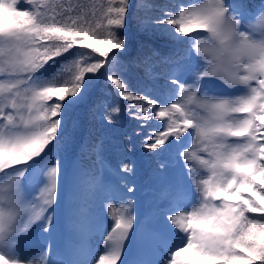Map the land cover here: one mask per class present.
Masks as SVG:
<instances>
[{
  "label": "snow or ice",
  "instance_id": "snow-or-ice-1",
  "mask_svg": "<svg viewBox=\"0 0 264 264\" xmlns=\"http://www.w3.org/2000/svg\"><path fill=\"white\" fill-rule=\"evenodd\" d=\"M56 7L51 0H0V174L7 175L0 183V264H195L186 252L204 264H264V4L250 12L243 0H201L154 20V31L174 41L200 37L173 61L168 100L135 93L114 72V50H127L120 32L135 7L130 0H107L95 19L73 7L54 15ZM74 48L65 70L56 58ZM101 77L129 102L124 109L104 103L101 123L116 129L127 116L136 122L133 136L142 137L139 145L125 137L111 188L75 168L69 176L62 166L68 125ZM236 87L244 91H226ZM141 150L163 161V173L156 172L173 177V193L187 194L147 218L129 198ZM62 176L68 218L87 191L101 246L58 261L50 245H39L40 259L28 260L25 241L56 229ZM40 184V195L29 199ZM134 243L153 258L130 261Z\"/></svg>",
  "mask_w": 264,
  "mask_h": 264
},
{
  "label": "trees",
  "instance_id": "trees-1",
  "mask_svg": "<svg viewBox=\"0 0 264 264\" xmlns=\"http://www.w3.org/2000/svg\"><path fill=\"white\" fill-rule=\"evenodd\" d=\"M51 2L57 5L54 15L56 13L63 15L69 7H73L82 8L87 13V18L95 19L99 16L101 6L106 4L107 0H51ZM130 2L135 7L132 10V15L128 18L127 32L123 30L120 32L126 38L127 50H114L117 53L114 72L125 78L130 90L135 93L145 94L147 91L152 98L168 100L173 87L170 76V71L174 67L173 61L185 55L186 50L190 48L192 37L197 39L200 37L192 33L188 37H180L179 41H174L167 35L154 31L153 21L165 18V11L175 14L181 6H191L201 0H130ZM243 2L249 6L250 12L264 4V0H243ZM93 12L96 13V17H92ZM160 27L173 28V26L164 25ZM203 35H207V33L204 32ZM78 51L79 49L74 48L70 50L72 56L64 53L65 60H61L60 57H57L56 60L66 70L70 67L71 60ZM192 52L194 53V49ZM242 92L243 90H240L239 94ZM104 103H116L122 109L127 108L129 104L122 97H116L110 91V82L101 77L94 85L88 105L78 110L76 119L68 125L62 163L70 164L86 174L99 177L104 185L111 188L114 185L110 177L113 175V170L121 164L123 149L126 146L125 137L136 139L137 145L142 137L135 138L133 136L136 122L127 116L122 118L121 126L116 129L101 123L99 113ZM159 126L160 122L153 125L157 128ZM135 159L139 162V169L135 175L137 191L134 197L129 196V198L142 212V217L147 218L148 212L150 210L155 212L158 206L174 205L178 199H181L178 202L187 199V194L183 190L172 192L169 187L173 181L171 175L157 174V169L161 174L163 173L161 168L163 161L149 155L144 150L138 152ZM123 162L128 163L129 161L124 159ZM133 167L135 168L136 165L134 164ZM201 174H203V170H201ZM4 175L1 177L3 181L7 179V175ZM87 178L86 176L85 179ZM188 183H192L191 178L188 179ZM85 189H87V185H85ZM94 190L92 189V191ZM78 198L75 201L76 215L69 219L68 212L64 214L59 234L57 233L54 238V242L59 237H62L63 242L66 243H69L70 240L72 247L76 249L80 248V244L70 233L77 228L80 222H83L84 218L90 219L87 214L91 213L90 197L87 191ZM107 203L108 201H105V204ZM61 208V210L59 209L60 213H62L63 206ZM41 235L34 232L25 241V247L28 245L39 246L38 239ZM65 246L67 252L70 253L72 248L68 244ZM77 252L74 251V253ZM134 256L135 254L133 259ZM202 264H204L203 261Z\"/></svg>",
  "mask_w": 264,
  "mask_h": 264
},
{
  "label": "rangeland",
  "instance_id": "rangeland-1",
  "mask_svg": "<svg viewBox=\"0 0 264 264\" xmlns=\"http://www.w3.org/2000/svg\"><path fill=\"white\" fill-rule=\"evenodd\" d=\"M231 90V91H230ZM240 90H243L244 89L242 87H236V88H233V89H227L228 92H230L231 94L235 95V94H239V91ZM189 147H191V144H189ZM62 166L63 168L66 169L67 171V175H71L73 169H78L77 167L75 166H70V164H63L62 163ZM79 170V169H78ZM5 175L4 174H0V177H4ZM40 188H43V184H40L38 188L36 187H33L29 196L32 197V196H39L40 195V191L39 189ZM59 192H60V203H59V207L57 208V213H56V220H57V225H56V229L53 233V235L49 238H44L46 239V242H47V248L49 247V245L52 246L54 245V238L56 236V234L58 233L59 234V231H60V224H61V220L64 216L65 213L68 212V199H67V192H68V183H67V179L65 176H62L61 177V181H60V185H59ZM78 198V197H77ZM79 199V198H78ZM60 204L63 205V210H62V213L60 214ZM182 210H184L183 208H181ZM107 214V213H106ZM25 219H27V216L25 215L24 217ZM108 219H111L110 217H108ZM72 234L74 235V232L71 231L70 235L72 236ZM40 235V233H39ZM88 236L90 238H88V240L86 241V246L87 248H96V247H99L101 246L100 245V240H99V237H98V234L92 230L90 232H88ZM60 238V237H59ZM63 240V238H62ZM54 242V243H52ZM68 243L65 242L64 245H67ZM26 251H25V255L27 256L28 260H32V261H38L40 259V256H39V251L37 250L38 249V246L37 247H34L32 245H28L25 247ZM75 251L79 250V249H76V248H73ZM65 251V250H63ZM184 256L188 259V260H191V261H194L195 264H201L200 261H199V256L195 255L194 253L192 252H186L184 253ZM73 258H75V256H73ZM203 261V260H202ZM204 263V261H203ZM25 264H27V260L25 261Z\"/></svg>",
  "mask_w": 264,
  "mask_h": 264
}]
</instances>
